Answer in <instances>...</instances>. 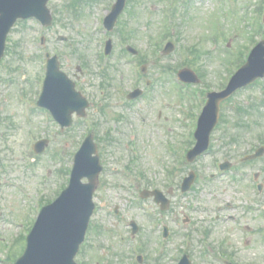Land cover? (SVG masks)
<instances>
[{
    "label": "rangeland",
    "instance_id": "obj_1",
    "mask_svg": "<svg viewBox=\"0 0 264 264\" xmlns=\"http://www.w3.org/2000/svg\"><path fill=\"white\" fill-rule=\"evenodd\" d=\"M115 1L52 0L49 7L54 22L50 29L45 31L32 20L19 21L8 35L6 54L0 65L1 244L5 246L9 239L19 236V228H14L12 221H22L27 235L39 203L46 204L60 195L68 182L67 170L71 169L75 153L85 135L93 130L105 167L95 201L103 204L96 198L99 196L107 204H118L124 209L117 224L120 219L129 222L135 218L144 229L139 243L146 242L143 236L149 233L150 222L142 209L132 208L136 191L126 190V182L111 172L126 166L135 177L144 172L147 181L163 191L177 190L172 200L174 208L164 217L171 227L165 247L171 256L162 264H175L171 261L172 254L182 249H188L200 263L210 264L212 260L206 261L201 255L203 238L210 240L213 247L232 253L238 263L264 264V219H259L253 209L245 208L257 206L249 179L233 178L232 173L220 177L215 169L216 162L232 161L236 166L242 164L240 168L248 177L259 172L264 179V156L253 163L240 161L264 146V90L254 83L221 104L220 120L211 137L212 149L190 166L182 157L187 148L184 137L195 132L192 116L198 114L201 101L192 95L193 88L179 85L168 70L190 68L203 75L202 82L194 88L201 91L209 86L210 90H221L232 74L230 67L239 62L241 51L246 52L252 41L264 38L254 34L259 28L254 23L258 19L262 21L263 14L258 11L264 0H206L203 5L197 0H180L173 10L172 0H128L125 12L109 36L113 51L107 58L104 55L101 58L107 40L103 19ZM168 31L171 36L166 38ZM263 32L264 29L260 33ZM43 36L49 52L59 57L63 71L89 100L87 118L92 127L85 126L84 119L76 116L72 127L64 131L55 122L49 121L46 125V116L36 106L45 65L39 48ZM61 36L68 38V42L61 41ZM168 41L175 44L176 50L164 55L162 50ZM124 42L139 52L137 56L124 53ZM196 44L193 52L188 50ZM186 55L190 58H185ZM143 65L148 70L140 79L139 66ZM79 67L81 72L78 71L76 78ZM146 81L151 82L150 95L134 108H127V94L135 87H145ZM103 88L107 90L106 97H101V90L106 91ZM181 92L192 94L185 96ZM138 112L146 115L147 123L138 119ZM160 112L163 116L158 120ZM133 127L140 132L138 148L134 147L131 137ZM50 132H56L55 136ZM40 138L48 139L49 144L45 154L37 159L32 143ZM168 147L176 151L175 157L167 154ZM134 157L137 160L133 163ZM177 160L182 163V171H174L176 180L172 182L169 172ZM190 170L198 174L197 181L191 192L179 198L178 188ZM146 187L147 183H142L141 189ZM22 190L34 198L39 194L38 199L31 202L22 195ZM144 205L151 207L152 212L155 210L153 203ZM229 216L233 218L225 221L224 217ZM111 220L100 208L93 226L100 227L104 234L96 238V229L90 233V256L81 251L79 263L95 264L96 256L104 258V262L115 260L111 252L92 253L93 248H114L112 251L116 253H129L128 242L123 240L121 245L120 238L125 235L129 239L130 231L120 224H115L116 229ZM203 223L214 228L212 236L206 237L202 232ZM24 224L20 225L24 227ZM186 234L192 236L191 246L184 242ZM151 236L148 247L153 255L161 247L162 239L159 234ZM20 251L18 246L17 253Z\"/></svg>",
    "mask_w": 264,
    "mask_h": 264
},
{
    "label": "water",
    "instance_id": "obj_2",
    "mask_svg": "<svg viewBox=\"0 0 264 264\" xmlns=\"http://www.w3.org/2000/svg\"><path fill=\"white\" fill-rule=\"evenodd\" d=\"M48 0H0V57L4 51V44L8 32L19 18L36 16L42 20H52L45 6ZM124 0L114 9L110 17V26L121 12ZM261 49H257L249 65L239 73H251L253 76L242 83L233 82L227 94L246 86L256 78L264 76V71L254 72L256 57L262 56ZM185 74V73H183ZM42 103L52 110L55 117L64 126H70L71 115L74 112L83 114L87 107L85 99L75 92L74 84L59 71L57 60L51 62L49 77L46 82ZM219 101L213 98L205 116L203 129L207 132L204 142L200 141L197 154L208 144V138L217 122ZM202 128V125H201ZM206 148V147H205ZM96 147L90 138L78 155L77 166L70 188L55 202L42 212L38 223L28 239V247L24 256L17 264H75L74 258L83 243L94 205L92 195L97 177L101 171L99 158L93 157ZM193 154L192 156H196ZM88 176L91 184L82 186L80 180ZM191 182V179L189 180Z\"/></svg>",
    "mask_w": 264,
    "mask_h": 264
}]
</instances>
